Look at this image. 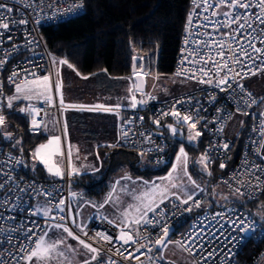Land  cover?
<instances>
[{"label": "snow or ice", "instance_id": "1", "mask_svg": "<svg viewBox=\"0 0 264 264\" xmlns=\"http://www.w3.org/2000/svg\"><path fill=\"white\" fill-rule=\"evenodd\" d=\"M64 2L65 0H51L48 7L53 8L55 11H60L56 6ZM192 2L196 8H201L202 11H193L188 15V20L185 25V47L181 49V60L178 70L174 75L196 80L200 84H208L218 88L222 92L231 91L233 93V99L237 100V102L242 101L247 108H251L257 101L252 97L250 92L246 91L241 81L249 75L264 73V0H213L211 3H209V0H192ZM41 3H43V0H41ZM82 6V0H80V3H68L63 11L67 14H71L74 10H78ZM37 7H39V5H37ZM223 8L227 10L221 11ZM253 9L256 10L253 11ZM209 10H211L210 16L203 15V13H207ZM12 12L13 9L11 7H7L3 3H0V29L7 31L12 25L17 23L21 25L29 23L26 19H13L11 16ZM37 16H39V13H37ZM200 19L204 20L205 23L203 25L199 24ZM194 21L197 23L194 24ZM38 22L37 20V23ZM201 27H211L212 31L201 32L199 30ZM213 32L220 38L217 39L216 36H213ZM201 36L204 37V39H192V37ZM8 39L11 40V37L9 36ZM27 43L31 44L33 41L29 40ZM257 44L261 46H257ZM16 47V45H13V48ZM212 49H215V52H213ZM133 59L134 61L137 59L141 61L140 68L143 70V58L134 57ZM257 61H259V65H257ZM6 63L7 60L0 59V67H3ZM55 63L56 61L53 60V64ZM59 64H67L69 68L75 70L74 66L68 63L66 59L59 60ZM186 65H191V67H186ZM36 67L39 68V66ZM133 67V74L139 75V73L135 71V63ZM24 71L27 75L19 81L17 77L20 76V73L15 70L8 77L9 82L15 86L14 93L4 97V99L7 100L6 107L8 109L14 107V101L20 100L32 101L33 99H39L48 105H52L53 90L54 93L59 96L61 107H75L73 105H65L61 91L62 83L58 80L53 81L51 79V73L37 75L35 70L30 73H28L26 69ZM56 74L59 75L58 72ZM77 75H79V72H77ZM28 76H31L32 79H28ZM233 85H235V88ZM236 89L239 90V93H243L244 95H239ZM136 91L142 92L143 90L140 86H137ZM128 92L130 94V107L132 109H136L138 106L148 102L146 99L138 100L132 88H129ZM3 95V90L0 89V97H3ZM146 95L151 100L156 99V97L150 93ZM213 100H215L214 95L209 97V102ZM184 103L191 105L192 99L189 98L188 100H184L173 98L170 111L160 112L153 118L152 123L158 128L166 127L173 136L178 134L180 128L186 126L188 129V141L192 142L203 135V132L197 128V125L200 124L201 121H205V118L199 116V101H196L195 112L189 110L187 114L182 115L177 105H183ZM4 107L5 105L0 104V129L6 127V117L3 112ZM79 107L81 110L93 111L99 109L105 112H114L120 109L122 105L118 103L110 106L95 105L89 107L81 105ZM19 111L30 117L29 131L37 132L41 127H43L45 131L48 130V125L44 123L43 119L40 121L36 119L43 109L37 108L29 103L26 107H21ZM236 111L245 116L250 115L249 112L239 107ZM217 113V117L211 121H205L203 127L207 129L209 124H219L220 126L216 128L215 131L216 133H222L227 120L232 119V115L224 114L221 109H217ZM44 114L48 115L47 112ZM169 115L174 118L175 124L162 125L161 119ZM259 115L261 117L259 129L253 128L252 130L253 132L259 131V134L264 137V112H261ZM135 119L143 121L144 117L140 116L131 120L125 119L121 121L119 125L118 141L121 138L127 139L129 134L132 133V128H125L124 125H132ZM241 123L243 124V121ZM63 134L65 137L67 136L66 124L63 128ZM138 135L143 137L142 142L154 144L152 133L146 134L145 132H139ZM13 138L11 132H5L3 135V139L8 141L13 140ZM251 143L259 144V147L255 149V155L261 160H264V154H262V150H264V139L260 141L253 140ZM20 144L21 141L16 140L15 143L12 144V147L16 148ZM60 144L61 136L51 135L48 137L46 143L39 144L30 155L34 161H39V163L44 165L46 172L51 177L64 179L65 171L60 166V163L54 159V157L64 156ZM113 146L114 145H108V147ZM221 148L226 152L229 150L230 145L228 142L212 144L197 161V163L203 165V170L206 171L209 176L212 174L211 171H208V165L211 163V152ZM20 151L23 153L22 147ZM153 151H163V149L159 146L150 147L146 150H141L140 155L145 156ZM97 159H99L98 153ZM175 160L176 163L172 164L171 170L168 172L167 176L159 178L161 183L144 181L143 183L146 190L141 192L140 195H135V189L129 192L133 200L138 203L128 204L127 207L120 210V214L116 219L104 217L109 224L119 229V234L115 238L102 232H97L95 236H92L84 231V227L79 224L76 225V227L80 229L79 233L70 229L66 224H48L49 219H59L61 221L66 219L64 216H50V212L53 208L57 212L63 213L67 207L69 216L78 217L80 212L74 211L63 197H60L57 201V195L59 194L58 187L54 185L45 187L44 185H36L34 182H28L24 187H20V180L12 175L14 168H10L8 171H4L3 168H0V175L6 177L4 181H0V193L3 195V198L0 199V207L7 206L13 198L18 202L20 200V193L24 192H28V195L33 196V198L41 196L45 198L44 205H37L36 211L30 213L31 215H42L45 221L43 228L35 221H33V228L26 230L20 227L6 229L4 226L0 225V232L5 233L3 239H0V244L9 246L7 248H0V264H64V261L59 258L66 257L67 252L73 253V259L68 260V264H118V262L112 258L116 255L121 256L124 260L132 259L140 262V264H144L140 258L141 256H145V252L141 251V249H146L148 253H152L155 249V252L158 254L157 259H163V249L167 248L168 245L172 243H175L177 246L191 253L192 249L185 247V245L188 241H192L195 235H202L204 229L201 228L199 234H194L192 229L195 228V224H193L190 225L189 232L183 234L182 240H171L170 236L172 234L173 225L168 222V216L171 210L167 209L166 206L162 207V205H165V201H168V203L172 204L173 209H182L184 212H191L193 208L201 207V201L194 199L195 190L203 192L204 189L197 184L196 180L193 179L188 171V154L183 144L180 145L176 152ZM9 162H14L15 164L22 163L20 158L13 157L11 153H9L7 160L0 161V163L4 164H8ZM242 163L247 165L249 161L245 159ZM219 166L221 169H224L226 163L221 161ZM68 167L71 169V171L67 173L68 176L82 174L78 168L72 167L71 153H69ZM32 169L35 171V163L32 165ZM178 170L182 171L183 177L187 178L186 182L183 179H181L179 183L176 182L174 173ZM94 171H98V169H94ZM257 173H259V175H257ZM245 175L251 176L253 179L246 182L240 180L235 173L230 177V179L236 178L237 184L239 185L234 189V194H238L239 196H245L247 194L249 199H251L255 192L264 191V166L252 162L251 167L245 168ZM123 179L128 180L131 178L125 176ZM9 183L13 186H9ZM117 183H119V181H117ZM224 183L228 184L229 188H232V185L229 184L228 181H224ZM188 185H191L192 188L190 189ZM241 188L246 189V191H241ZM28 189H32V191L29 192ZM123 190L127 191V186H125ZM114 191L115 185H113L112 192H109L104 201L98 204L93 201L83 200V196H81L83 204L78 205V207H82L84 204L91 205L97 209H103L105 205L109 204L118 207L119 197H113L112 193ZM71 195L76 196L77 193H71ZM169 197L174 198V200L179 203H174ZM223 199L228 200V197H224ZM53 201L56 202L53 203ZM15 207L16 203L14 202L12 203V209ZM131 210H134V216L131 215ZM227 211L234 212L235 209L230 208ZM150 213L151 216L149 215ZM174 214L175 213L172 212V215ZM216 217L225 221L231 232L238 231L247 234L249 231H254L255 229V222L247 218L238 216L235 220L226 219V212H216L213 214V219ZM0 219H5V217L0 216ZM6 219L14 220L15 217H7ZM73 223H75V220H73ZM149 227L156 230L155 235L148 232ZM221 228H223V224ZM50 229H62L63 233L67 234V237L77 241V246L74 247L73 245L67 244L66 237L63 235H56L55 239H45L49 237ZM37 230L40 231L39 235ZM15 232H22L23 239L13 236L12 234ZM81 235L87 237L88 241H91V243L82 239ZM223 235L224 233L221 231L220 236ZM220 236H215L214 238L219 240ZM34 237L35 239H33ZM237 239L243 240V236L226 237L225 243L231 244ZM99 240H102L104 243L99 247L93 246L97 244ZM115 241H120V245L117 246ZM60 245H64L66 251H61L59 249ZM107 245H111V247H106ZM127 245H132L134 247L129 251V249L125 247ZM149 245H152V247H149ZM81 246L86 251L78 253V248ZM196 246L201 249L204 248V245L199 243V241L196 242ZM87 253H91V255L87 256ZM77 254L83 255L86 258L77 261L75 260V255ZM215 254V249L207 251L206 254L201 257V260L204 264H207V261L212 260ZM104 257H107V259H104ZM148 260L150 264H156V260L152 257H148ZM195 264H201V261H195Z\"/></svg>", "mask_w": 264, "mask_h": 264}, {"label": "built area", "instance_id": "2", "mask_svg": "<svg viewBox=\"0 0 264 264\" xmlns=\"http://www.w3.org/2000/svg\"><path fill=\"white\" fill-rule=\"evenodd\" d=\"M213 2V0H209V3ZM0 3H3L7 7H11L13 9V12L11 13V16L13 19L20 20V19H26L29 21L26 25H21L19 23L12 25L9 30L5 31L0 29V59L7 60V63L3 65V67H0V89L3 90V94L7 89L13 90L15 88L14 84L10 83L8 80V77L11 75V73L15 70L20 73V76L17 77V80L24 78L27 73L24 71L27 70L28 73L32 72L33 70L36 71L37 75H44L51 73V79L54 81V66H53V55L49 51L44 37L40 31V27L43 25H54L58 22L67 20L69 18H72L78 14H81L85 9L84 1L82 0V7L78 10H74L73 13L67 14L63 11L67 7L68 3H80V0H65L64 3L58 4L56 7L60 9V11H55L53 8H49L48 4L51 3V0H43V3H41V0H0ZM39 5V7H37ZM42 9V10H41ZM226 8L221 9V11H226ZM256 9H253L255 11ZM201 12V8H196L193 5V2L191 0L190 7L187 13V20L188 15L190 12ZM37 13H39V16H37ZM203 15H211V10L207 13H203ZM37 20L39 21L37 23ZM186 20V23H187ZM197 23L194 21V24ZM205 22L203 19L199 20V24L203 25ZM201 32L205 31H212L211 27L204 28L201 27L199 29ZM227 31V30H225ZM9 36L11 37V40H9ZM213 36H216L217 39L220 37L213 32ZM186 37L185 29L182 33L180 43H179V49L176 55L175 65H174V73L177 72L178 66L181 60V49L185 47L184 40ZM193 40L196 39H204V37H192ZM29 40L33 41V43L29 44L27 43ZM13 45H16V48H13ZM195 46V45H193ZM257 46H261L257 44ZM207 51V50H206ZM213 52H215V49H212ZM218 59V58H217ZM257 65H259V61H257ZM36 66H39L37 68ZM186 67H191V65H186ZM152 74V73H150ZM190 75V73H189ZM255 75H249L246 78H250ZM152 77H156L152 74ZM182 78H185L184 76H179ZM244 78L241 83L244 85L247 92H250L247 88V86L244 83ZM28 79H32L31 76H28ZM196 81V80H194ZM235 88V85H233ZM236 92L239 93V90L236 89ZM147 93H150L151 95L155 96V100H151L146 95ZM251 93V92H250ZM143 99H146L148 102L144 104V110L137 107L136 109H132L131 107H127L121 110L117 127L119 129V125L121 121L125 119H133L138 118L140 116L144 117L143 121H140L139 119H135L134 123L132 125H124L125 128L131 127L132 133L129 134L127 139H123L124 143L131 148L132 150L140 153L141 150H146L150 147L159 146L163 149V151H153L148 153L150 160L154 164H161L166 159V153L168 151V143L166 140V137L164 135V131L162 130L163 127L158 128L155 124L152 123L153 118H155L160 112L162 111H170L171 103L173 102V98L176 99H184L188 100L189 98L192 99V104L184 103L183 105H177V108L181 110V114H187L190 110L191 112L196 111V101L200 102V111L199 116H202L205 118V121H211L215 117H217V109H221L224 114L232 115V118L235 114L242 115L244 117V124L243 129L244 133L242 136V142H241V149L240 152L234 161V163L226 168L224 172H221L217 175V183L223 186L224 188L231 190L234 192V189L238 187L237 179L233 178L230 179V177L233 176V174H237V177L240 180L248 181L252 180L253 178L251 176L245 175V168L251 167V163L255 162L257 164H261L264 166V160H261L258 156L255 155V149L259 147V144H253L251 141H260L263 139V137L259 134V131L253 132V128L259 129L260 125V113L257 109V104L253 105L251 108H247L242 101L237 102V100L233 99V93L231 91L228 92H222L218 88L212 87L208 84H203V87L189 92L182 95H177L171 98H168L166 100H159L156 94H154L151 90H146L141 92ZM252 94V93H251ZM214 95L215 100L209 102V97ZM239 95H244L243 93H239ZM252 97L256 99V97L252 94ZM29 103L34 105L37 108L43 109L41 114L36 117L38 121L41 119H45V112H54L56 115H59L61 105L58 100V96L54 93L53 90V104L48 105L47 103L38 100V101H28L19 103L13 111L23 115L28 120V128H30V117H28L26 114L21 113L19 109L21 107H26ZM0 104L5 105L4 103V95L3 97H0ZM241 108L244 111H247L250 113V115L245 116L241 114L240 112H237V108ZM11 109H8L6 107L3 108L4 114H6ZM205 121H201L200 124L197 125V128L203 132V135L205 137V151L208 149L212 144L216 143H223L228 142L230 145L229 150L226 152L221 148L219 150H213L211 152V164H215L216 162L221 163V161H224L227 163V160L231 157V149L233 147V138L226 135V126L231 121L227 120V123L224 127V130L222 133H216L215 129L218 128L219 124H209L208 128L205 129L203 127V124ZM167 122H175L174 118L169 115L167 117H163L161 119V124L164 125ZM32 132V131H31ZM139 132H145L146 134L152 133V139L154 141V144H148L144 143L143 137H140L138 135ZM9 153L13 157H18L22 161L21 164H15L14 162H9L8 164L0 163V168H3L4 171H8L10 168H14V171L12 172V175L20 180V187H24L26 183L28 182H34L36 185H44L45 187L49 185H54L55 187L59 188V194L57 195V201L60 197H63L67 204H71L70 201V195L71 193H77L76 198L81 200V196L84 198H87L88 200H92V198L87 197L85 195L84 191H72L69 181V176L67 173L64 176V179L59 178H53L51 180H44L40 179L31 175H28L25 173V159L21 152L19 151H12L6 143H4L2 140H0V161L7 160ZM247 159L249 163L247 165H244L242 162ZM259 175V173H257ZM6 179L5 176L0 175V181H4ZM224 181H228L229 184L232 185V188H229L228 184H225ZM9 186L11 183H9ZM29 192L32 191V189H28ZM241 191H246V189L241 188ZM264 191L255 192L254 196L249 199L248 195L242 196L245 200L255 201L258 200ZM3 198L2 193H0V199ZM170 200H173L174 203H179L178 201H175L174 198L169 197ZM194 199H198L201 201V204L203 202V195L202 192L195 193ZM45 198L44 197H36L33 198V196L28 195V192L20 193V200L18 202L15 201V198H13L12 201L9 202L7 206L0 207V216L5 217V219H0V225L7 228L12 227H20L23 230L33 228V221L39 223L41 227H44L45 221L42 215H31L30 213L36 211L35 204L37 202L44 203ZM16 203V207L12 209V203ZM56 201H53L55 203ZM167 207V209L171 210L169 212L168 216V222L173 225V230L170 238L173 240H182L183 234L188 233L190 229V225L195 224V228L192 229L194 234H199L200 229L203 228L204 232L202 235H195L194 239L192 241H188L185 247L192 249V252L189 253L188 251H184L192 258L193 264H195V261H201V264H204V262L201 260V257L206 254L207 251H211L215 249V256L212 260L207 261V264H259L261 259L264 257V225L263 223L257 219L252 213L243 210L239 206L232 204V205H223L220 207H217L215 209L211 208H204L203 211L191 216L188 219V222L184 225H180L183 218L188 216L192 211L198 208H193L191 212H184L182 209L176 210L172 208V204L168 203V201H165V205H162V207ZM186 207V206H185ZM201 208V207H200ZM235 209L234 212H228V209ZM12 209V210H9ZM172 212L175 214L172 215ZM216 212H226V219H232L235 220L238 216L241 218H247L255 222V229L254 231H249L247 234L241 233V232H231L230 228L225 221L220 220L219 217H216L213 219V214ZM151 216V213L149 214ZM50 216H64L66 217L65 220L61 221L59 219L48 220V224H55V223H61L66 224L70 229L74 230L75 232L79 233L74 225L71 222L69 213L67 211V207L65 212L59 213L54 208L50 212ZM7 217H15L14 220L6 219ZM223 224V228H221V225ZM178 225V226H177ZM84 231L88 232L90 235L95 236L97 232H102L105 234L111 235L113 238H115L119 234V229L114 227L113 225L109 224L106 219L100 216L93 215L89 218ZM143 231V229H142ZM223 231L224 235L220 236V232ZM38 235L40 234V231L37 230ZM148 232H151L153 235H155L156 230L152 229L151 227L148 228ZM211 233V234H210ZM5 233L0 232V239H3ZM15 237H19L20 239H23V233L22 232H15L12 234ZM220 236L219 240H216L214 237ZM243 236V240L237 239L231 244L225 243V238H231V237H240ZM82 239H85L87 242L91 243V241H88L87 237H84L81 235ZM35 239V237L33 238ZM199 241V243H202L204 245V248L201 249L200 247L196 246V242ZM104 242L102 240H99L97 244H94L93 246L99 247ZM116 245H120V241H115ZM9 247L6 244H0V248H7ZM106 247H111V245H107ZM129 249V251L132 250L134 246L127 245L125 246ZM149 247H152V245H149ZM141 251L145 252V256H141V261L144 262V264H150V261L148 260V257H152L154 260H156V264H167L162 259H157L155 257L154 251L152 253H148L146 249H141ZM114 260L118 262V264H140V262L136 260H124L121 256L116 255L112 257ZM104 259H107V257H104Z\"/></svg>", "mask_w": 264, "mask_h": 264}, {"label": "trees", "instance_id": "3", "mask_svg": "<svg viewBox=\"0 0 264 264\" xmlns=\"http://www.w3.org/2000/svg\"><path fill=\"white\" fill-rule=\"evenodd\" d=\"M83 1L85 9L81 14L54 25L40 27L45 43L53 56L66 59L82 75L105 71L114 77L131 76L133 56L143 58L144 70L148 68L150 73L153 71L174 73L176 55L191 0ZM140 63L138 59V67ZM13 109L8 111L5 117L8 119V128L14 138L11 141L3 139V133L0 130V140L12 151L21 152L20 148H23L26 174L44 180L53 179L41 165L36 164V169L33 171L29 164L30 153L37 144L45 140L46 135L41 130L29 131L27 118L14 112ZM162 130L169 147L163 163L156 166L143 163L141 161L143 157H146L149 162L152 161L148 155L141 156L125 143H118L113 147H102L100 153L105 155V169L101 177L95 179L90 174L69 176L71 188L83 189L89 197L98 199L105 193L110 175L121 165H126L134 176L150 178L168 172L181 144L185 146L189 157L191 154L195 157L202 148L205 150L204 135L198 138L197 145H190L186 138L180 140L177 136L170 134L166 127ZM243 131L242 127L240 133L233 138L231 157L227 160L224 169L220 168L219 162L208 165L212 173L211 176L208 175L211 186L214 185L217 175L224 172L236 160L241 149ZM16 139H19L21 144L13 148L12 144ZM232 204L252 213L264 225V193L255 201L229 200L210 208L215 209ZM203 210V208L195 209L183 218L180 225L186 224L191 216ZM257 211H260V214ZM90 255L91 253H87V256ZM85 258L81 255L79 259Z\"/></svg>", "mask_w": 264, "mask_h": 264}, {"label": "rangeland", "instance_id": "4", "mask_svg": "<svg viewBox=\"0 0 264 264\" xmlns=\"http://www.w3.org/2000/svg\"><path fill=\"white\" fill-rule=\"evenodd\" d=\"M55 58V56H54ZM149 69L146 68L143 71V79L145 82V89L151 90L159 100H166L168 98L182 95L185 93H189L195 90H198L203 87V84L198 83V81L182 78L179 76L173 74H166V73H155L152 72L153 75L156 77H152V74L148 72ZM63 75L65 76V81H68V84L65 87L64 96L69 98H80L82 100L84 99H90V93L96 95L98 99L101 97V92L103 90H109L112 98L117 101L119 99H122L120 102H129L130 101V94L127 93L125 95L124 88L120 89L118 87L119 83L117 81L111 82L106 80L102 75L101 72H96L92 74L82 75L79 73L77 75L76 70H73V68H69V70H65ZM127 80V85L129 83H132V89L133 93L136 95L137 99L139 97L138 92L135 90L134 87V79L133 77L129 76H121ZM131 79V80H130ZM264 81V73H257L255 76H252L251 78H246L244 80L245 85L247 86L248 90L256 97V99L263 93L264 95V84L263 87L260 89L257 84ZM15 88L10 92L5 91L4 97L10 96L14 93ZM34 101V100H33ZM23 102H28L27 100H20V101H14V104H19ZM4 103L7 104V100L4 99ZM17 106V105H16ZM15 106V107H16ZM130 106V105H129ZM257 109L259 113L264 112V98L257 104ZM73 121L70 123V128H72V139L76 137L77 141V147H73V157H72V166L74 168H78L79 171L90 173V175L94 176L95 179H99L105 169L102 157L99 156V159H97L96 154L94 153V150L91 147H88V144L91 142L82 141L80 139V130L81 128V122L76 119V121ZM93 120V119H89ZM87 121V120H85ZM83 121V122H85ZM230 123V122H229ZM169 124H175V123H169ZM9 122L6 118V127L3 129H0L4 135L5 132H10L8 128ZM242 124L237 123L235 126L233 132L228 133L230 137L237 134L238 129L241 128ZM86 128L92 130L93 126L87 125ZM92 133V131H90ZM44 134L47 133V131L44 130ZM171 134V132H170ZM74 136V137H73ZM180 140H184V138L187 139V143L190 145H197L199 139L189 142L188 141V129L187 127H183L179 129L178 134L176 135ZM89 138H92L91 135H89ZM19 140V139H16ZM15 140V141H16ZM80 145H83L84 147H79ZM78 149V152H77ZM189 152V151H188ZM205 152L204 148L199 150V152L194 157L193 154H191L190 160L188 158V171L192 175L193 179L196 180L197 184L200 185L201 188L204 189L202 192L203 199L206 200V202H202L201 208H208L209 206H213L214 204L220 205L223 204L226 201H229L230 199L243 201L244 198L242 196H239L238 194H234L233 191L228 190L214 182V185L211 186L209 181V176L206 171L203 170V165L197 163V161L200 159L201 155ZM188 154V153H187ZM189 156V155H188ZM143 163H147L150 166H156V164L149 162L146 157H143L141 159ZM173 163H176V160L174 158ZM172 163V164H173ZM126 165L119 166V169L116 170L114 173H112L109 177V180L107 181L108 185V191H106L100 198H98L95 202L101 203L104 201V199L108 196L109 192H112L113 185H115V191L112 193L113 197H119V205L113 206L112 204L105 205L103 209H97L95 207H92L91 205L84 204L82 207H78V205L83 204V202L77 201L76 196L71 197V207L74 211H79L80 215L77 216H70L71 222L74 225V227L80 231L79 228L76 227L77 224L81 225L82 227L85 226L89 220V218L93 215L100 216V217H108V219H116L117 216L120 214V210L127 207L128 204H134L138 203L133 200L132 196L129 195V192H131L133 189H135V195H140L141 192L145 191V185L144 181H149L152 183H161L159 180L160 177L167 176L168 172L171 170H168L163 175H156L150 178H145L141 176H134L132 173H129V170ZM94 169H98V171H94ZM209 171V166H208ZM128 176L131 179H123V177ZM174 176L176 177V182H180L181 179H183L185 182L187 180L186 177H183L182 171H177L174 173ZM119 181V183H117ZM127 186V191H124L123 189ZM211 186V191L209 190V187ZM188 187L191 189L192 186L188 185ZM210 191V192H209ZM201 192L199 190H195V193ZM224 197H228V200H224ZM91 198V197H90ZM37 205H44L43 203L39 202ZM260 214V211H257ZM131 215H135L134 210H131ZM131 218V217H130ZM73 220H75V223H73ZM56 235H63L66 237L67 244L73 245L74 247L77 246V241L72 240L70 237H67L66 233H63L61 230H55L50 229L49 230V237H46L45 239H55ZM173 240L172 238H170ZM175 241V240H173ZM59 249L61 251H66L64 248V245H60ZM85 252V250L82 247L78 248V253ZM164 258L162 259L167 264H193L192 258L183 250V248L177 246L175 243L169 244L167 248L163 249ZM155 257H157V253L154 251L153 254ZM81 255L77 254L75 255V260H78ZM60 260L64 261V264H68V260L73 259V253L67 252L66 257L59 258ZM83 260V259H82ZM79 261V260H78ZM259 264H264V257L261 259Z\"/></svg>", "mask_w": 264, "mask_h": 264}, {"label": "crops", "instance_id": "5", "mask_svg": "<svg viewBox=\"0 0 264 264\" xmlns=\"http://www.w3.org/2000/svg\"><path fill=\"white\" fill-rule=\"evenodd\" d=\"M61 59L62 58H60V57H55L54 58V56H53V60L56 61V63L53 64L54 73H55L54 74V81L58 80V81H61V83H62L61 91H62V94H63V99L65 101V105H73L75 107H66V106L65 107H61L59 115H56L54 112H47L48 115H45L44 123H46L48 125V130H47V133L45 134L46 135L45 140H43L39 144L46 143L48 137L51 136V135L61 136V144H60V146H61V150L64 152V156L63 157H54V159L57 162L60 163V166L64 169L65 174H66L69 171H71V169L68 167L69 153H71V163H72V157H73V154H74L73 147H77L78 146L77 143H76V141H77L76 137L73 136L74 138L72 139V128H70L71 127L70 123L73 121V119H75L74 121H76V119H77L78 121L81 122V127H80L81 129L78 130L80 132V139L82 141H86V142L90 141L91 143L88 144V147H91L94 150V153L96 154V156H97V153H98L99 156L102 157V160H103V163H104V156L105 155L100 153V149L102 147H108V145H116L118 143H124L123 138H121L118 141L119 129L117 127V123H118V119H119V115H120L121 110L124 109V108L130 107L129 105L131 103V100L129 102H120L122 99H119V100L115 101L112 98V96L110 94V91L108 89L107 90H103V92L100 93L101 94L100 99H98L96 97V95L91 94V93H90V99H84V100H82L80 98H69V99H67L64 96V92H65V87L68 84V81H65V76L63 75V73H64L65 70H69V67H68L67 64H63V65L59 64V60H61ZM57 72L59 73V75L56 74ZM101 75L108 81H111V82L117 81V82H119V83H116V84H118V87L120 89L124 88L125 95L127 93H129L128 89L132 88V83H129L127 85V80L125 78H123V77H114V76L109 75L105 71H101ZM129 77L131 78L132 75L129 76ZM263 84H264V81L260 82L257 85L261 89L263 87ZM134 87H135V85H134ZM13 90H12V92H13ZM261 95L262 96H260V98L262 100L264 98V95H263V93ZM33 100L34 101H38L39 99H33ZM58 100H59V96H58ZM118 103L121 104L122 107L120 109L114 111V112H105V111L99 110V109L98 110H93V111H88V110H81L80 107H79L81 105L89 106V107L95 106V105L110 106V105H116ZM16 105H18V104H14L13 108H15ZM5 107H6V104H5ZM89 119H93V120H89ZM85 120H87V121H85ZM83 121H85V122H83ZM242 121H243V124H244V117L242 115L235 114L234 117L231 119L230 123H228V125L226 126V132H225L226 135L228 133L233 132V130H234L235 126L237 125V123L240 122V124H242L241 123ZM169 123H171V122H167L165 125H167ZM65 124L67 125V136L66 137L63 134V128H64ZM243 124H242L241 128L238 129L237 134L240 133V131H241L242 127H243ZM87 125L93 126L92 130L86 128ZM40 130L42 132H44V128L43 127H41ZM90 131H92V133ZM89 135H91L92 138H89ZM228 136L230 137V135H228ZM231 138H235V137L232 136ZM263 139H264V137H263ZM39 144H37L35 147H37ZM79 147H84V146L80 145ZM262 154H264V150H262ZM188 158H189V156H188ZM34 163L41 165L42 168L44 169V171L46 172V170L44 168V165L39 163V161H34L33 158L31 157L29 164L32 166ZM125 167H127V166H125ZM118 169H119V167L117 168V170ZM80 172L82 173L81 175L90 174V173H85V172H82V171H80ZM71 189H72V191H79V190L80 191H84L83 189H76V190L73 189V188H71ZM209 190L211 191V186H210ZM106 191H108V188L106 189ZM85 195H87V194L85 193ZM71 197H75V196L70 195V200H71ZM87 197H89V196L87 195ZM75 200L83 202V200H88V199L84 198L83 200H80V199L76 198ZM96 200H97L96 198H92V200H88V201L95 202ZM230 200H233V199H230ZM204 202H206L205 199L203 200V203ZM37 203H39V202H37ZM214 205H216V204H214ZM35 207H36V205H35ZM208 208H210V206Z\"/></svg>", "mask_w": 264, "mask_h": 264}, {"label": "water", "instance_id": "6", "mask_svg": "<svg viewBox=\"0 0 264 264\" xmlns=\"http://www.w3.org/2000/svg\"><path fill=\"white\" fill-rule=\"evenodd\" d=\"M136 57V58H139L138 56H133V58ZM137 62H138V59L136 61H134V59L132 60V68H131V71H132V77L134 79V83H135V89L137 86H140L142 88V90H144V87H145V82H144V79H143V71H144V67H143V70H141L140 67L137 66ZM134 63L136 65V68H135V71L137 73H139V75H134ZM140 93V92H139ZM139 99H143V97L141 95H139L138 97V100ZM257 103L256 104H259V102L261 101V98H257L256 99ZM140 109L144 110V105H140L138 106ZM172 230H173V227H172Z\"/></svg>", "mask_w": 264, "mask_h": 264}]
</instances>
